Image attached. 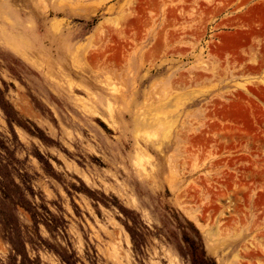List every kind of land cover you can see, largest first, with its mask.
I'll list each match as a JSON object with an SVG mask.
<instances>
[{"label": "rangeland", "instance_id": "374dc122", "mask_svg": "<svg viewBox=\"0 0 264 264\" xmlns=\"http://www.w3.org/2000/svg\"><path fill=\"white\" fill-rule=\"evenodd\" d=\"M264 264V0H0V264Z\"/></svg>", "mask_w": 264, "mask_h": 264}, {"label": "trees", "instance_id": "16d2710c", "mask_svg": "<svg viewBox=\"0 0 264 264\" xmlns=\"http://www.w3.org/2000/svg\"><path fill=\"white\" fill-rule=\"evenodd\" d=\"M193 262H194V264H197L195 258H194ZM212 263L214 264V262H212Z\"/></svg>", "mask_w": 264, "mask_h": 264}]
</instances>
